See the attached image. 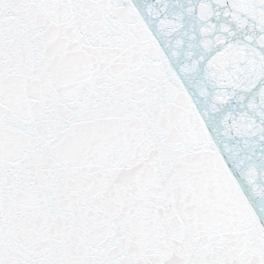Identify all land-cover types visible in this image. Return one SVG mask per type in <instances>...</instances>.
I'll return each instance as SVG.
<instances>
[{
    "label": "snow or ice",
    "instance_id": "snow-or-ice-1",
    "mask_svg": "<svg viewBox=\"0 0 264 264\" xmlns=\"http://www.w3.org/2000/svg\"><path fill=\"white\" fill-rule=\"evenodd\" d=\"M0 264H264V0H0Z\"/></svg>",
    "mask_w": 264,
    "mask_h": 264
}]
</instances>
